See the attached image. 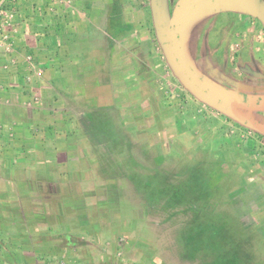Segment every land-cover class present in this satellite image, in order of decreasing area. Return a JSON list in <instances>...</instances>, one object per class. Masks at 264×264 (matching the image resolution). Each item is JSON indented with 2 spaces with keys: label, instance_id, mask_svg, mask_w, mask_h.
Instances as JSON below:
<instances>
[{
  "label": "crops",
  "instance_id": "0c3cea01",
  "mask_svg": "<svg viewBox=\"0 0 264 264\" xmlns=\"http://www.w3.org/2000/svg\"><path fill=\"white\" fill-rule=\"evenodd\" d=\"M15 6L19 18L11 30L12 47H0L2 263L109 262L97 241L103 213H97L95 194L78 192L88 181L95 183L100 172L91 174L100 166L85 135L86 115L94 109H120L129 121L135 116L136 126L140 118H151L147 133L153 132L154 141L170 136L167 154L149 156L156 173L170 170L168 156L183 161L179 152L178 157L168 154L173 144L168 130L187 121L200 130L201 144L225 140L219 145L224 160L219 166L227 180L234 177L233 188L264 194V27L257 19L220 11L237 15L244 28L223 30L232 38L225 55L219 48L222 36L214 37L204 71L238 93L241 105H210L190 91L187 97L169 91L170 71L174 73L156 35L152 0H16ZM156 110V119L148 115ZM165 110L170 112L163 116ZM192 151L195 158L205 156L195 147ZM178 173L184 172L173 177ZM127 178L122 183H130ZM139 187L138 193L146 188ZM260 206L263 212L264 202ZM259 216L264 221V213Z\"/></svg>",
  "mask_w": 264,
  "mask_h": 264
},
{
  "label": "rangeland",
  "instance_id": "374dc122",
  "mask_svg": "<svg viewBox=\"0 0 264 264\" xmlns=\"http://www.w3.org/2000/svg\"><path fill=\"white\" fill-rule=\"evenodd\" d=\"M177 1L168 0L171 10ZM214 13L197 17L192 22L188 32L187 50L191 59L200 70H204L209 64L208 53L212 52L214 37L222 36L220 42L222 45L219 48H222V53L225 55L224 50L232 41L228 33L229 29L236 28L241 30L244 28L242 26L243 22L237 21V15L231 12ZM227 27L228 31L223 32ZM216 29H218L216 31L217 34L213 32ZM258 35L259 33H256L254 36ZM167 87L173 94L175 91H181L180 94L182 96L185 95L187 97V95H190L188 89L181 84L178 78L172 75L171 71ZM93 101L94 99H92L94 104ZM115 110L116 112L103 107L94 109L86 115V123L89 125L85 129L86 142L94 150L96 162L100 166V169H96V171L94 169L91 174L94 175L96 172H100L96 173L94 177L96 178L95 183L88 181L86 188L78 190V192H93L97 199L94 201L99 204L97 213H103V228L97 229L101 235L97 238V241L102 247L103 255L109 256V262L104 261L103 264H203L204 261L205 264H209L206 260L213 259V257L217 258L214 264H231V254L234 251L238 254V263H245V251H247L251 257L252 264H264V235H261L264 234V221H259L260 213H264V211L260 212L262 210L260 204L264 202V196L262 198L264 194L256 189H248L247 191L235 189L233 186L236 181L231 180L234 177H231L230 181L224 177V170L219 166L224 162L222 156L219 155V150H221L219 145L221 143L224 145L225 140L222 139L224 142L222 140L219 142V139H213L208 143L201 144L202 135L200 130L190 128L187 121H185L184 127L178 126V123L175 122L176 128L171 131L169 127L168 130L173 133V144L168 148L170 152L168 154L176 152L174 155L177 156V152H179L180 157L184 159L176 163L177 160L175 158L167 155L166 166L170 170L156 173L154 172L157 169L156 164L153 160L150 161L149 156L167 154L165 150H167L169 142L166 140H170V136H163L154 141L156 136L152 134L153 132L147 133V130L153 127L147 125L149 123L152 124L151 118L145 121L140 118L136 126L134 115H131V120L129 121L123 118L125 113L123 115L120 109ZM178 111L177 109L174 114L179 117L180 112ZM149 112L148 115L152 114L154 119L159 115L157 110ZM169 112L165 110L163 116ZM136 115L138 116L139 112H136ZM186 116H188L187 113L183 115V118L186 119ZM142 132L145 133L143 134ZM194 147L195 150L200 151L205 156L202 158L193 157L194 151L191 152V150ZM88 153L90 154L91 152L88 150ZM91 158L90 156L89 160ZM102 159L107 164H104ZM188 159L189 161H187ZM92 160L94 161L93 158ZM146 162L149 167H145ZM189 165L194 167L193 170L200 177L197 186L198 194H201V196L197 197L200 205L204 203L206 196L209 199V194L215 192V190H220V193L223 190V195L220 198L227 199L224 208L226 211L217 201L218 199H214L215 205L212 211L200 209L196 214L207 213L209 216L212 212L215 214L219 213L225 219L223 220L225 224L227 222L231 225L229 222L233 218L239 221L238 225L236 223L235 229L241 228L239 232L233 228H225L227 229L225 232H213L212 236L209 235L211 237L209 243L215 245L213 253L212 251L206 253L204 249L199 253L194 252L193 249L191 251L184 249L186 243L183 241V237L190 233L186 231V225L183 223H187L192 219L193 212L189 210V207L182 205L166 206L167 202L159 199L157 190L153 189L155 184L157 187L162 188H186V183L178 182V180L174 179L172 173L178 170L186 172L189 170L187 168ZM150 166L154 169L152 170ZM122 168L126 170V173H124ZM129 171L131 175H128ZM142 171L149 173L151 171V174L148 176L145 174L141 175L140 172ZM213 171L218 174L216 173V176H212L211 181H207L208 173L211 174L212 172L213 174ZM87 176L89 177L88 174ZM127 177L131 184L129 182L122 183V180ZM168 179L169 181L175 180L177 183L172 181L170 183ZM111 180L117 181L111 182ZM144 182H146L145 185L143 184ZM147 183H151L149 189L142 190L140 193L135 190V188L141 189L139 185L146 187ZM180 195L182 194L180 193ZM172 201L171 203L180 202L175 199H172ZM102 203L104 207H100ZM119 204L121 211L118 207ZM119 213H121V216ZM118 218L120 219L119 223H117ZM177 237H179L178 240ZM230 237H232L231 240ZM234 243L240 244L241 247L237 249V244ZM191 255H195V257H191ZM24 256L28 262L31 261L28 258L31 255L25 254ZM2 261H4L3 256L0 258V264H9V261L4 263ZM97 262L99 261L97 260Z\"/></svg>",
  "mask_w": 264,
  "mask_h": 264
},
{
  "label": "water",
  "instance_id": "95a60500",
  "mask_svg": "<svg viewBox=\"0 0 264 264\" xmlns=\"http://www.w3.org/2000/svg\"><path fill=\"white\" fill-rule=\"evenodd\" d=\"M152 0L154 27L169 67L188 91L210 105H241L238 93L204 76L187 50L186 34L197 17L220 11H238L257 19L264 27L263 0H178L171 12L167 0ZM164 23L158 30L157 24ZM217 105V104H216ZM218 107V105H217ZM226 111L224 106L218 107ZM229 112V111H228Z\"/></svg>",
  "mask_w": 264,
  "mask_h": 264
},
{
  "label": "trees",
  "instance_id": "16d2710c",
  "mask_svg": "<svg viewBox=\"0 0 264 264\" xmlns=\"http://www.w3.org/2000/svg\"><path fill=\"white\" fill-rule=\"evenodd\" d=\"M187 168L189 170H187L183 174L182 173L177 174L176 177L174 178L178 180V182L186 183V188H183V189H179L180 187H177V188L163 187L162 188V187H157V185L155 184L154 185L155 187L153 189L157 190L156 192H157V196L159 199L167 202L166 206L173 207V206L182 205V206L189 207V210L193 212L192 219L188 221L187 223H183L184 225H186V229H187L186 231L190 233L187 236L183 237V241H185L186 243L184 245V249L188 251H191L193 249L194 252H197V253L201 252V250L204 249L206 253L210 251H212L213 253L215 250V245L213 244L214 245L213 246L209 243V239L211 238L210 236H212V233L220 232V231L225 232V230L227 231V229L225 228L235 229L236 223L238 225L239 221L238 220L236 221L235 219L231 218V221L229 222L231 225H229L227 222L226 224L225 222H223V220L225 219L223 218V216H220L221 214L219 213L215 214L214 212H212L209 216L207 215V213L206 214H202V213L196 214L200 209H205V211H208V210L212 211V208L215 205V201H213L214 199H218L217 201H219V203L224 209L227 199L220 198V196L223 195L222 194L224 192L223 190H222V193H220V190H215V192L209 194V199L206 196L204 203L200 205L197 200V197L201 196V194H198V190H197L200 177L193 170L194 168L193 166L189 165ZM211 170H212V167H211ZM213 174H214V171H213ZM213 174L212 172L211 174L208 173V177L206 178V180L211 181ZM180 178L182 179L179 180ZM170 181L177 183V181L175 180H170ZM170 181L168 179V182ZM145 189H149V186L146 185ZM139 192H142V190H140ZM180 193L182 195H180ZM172 199H175L176 201H180V202L171 203L173 202ZM210 216L212 220L210 219ZM215 217H217V219H215ZM240 229H235V230L239 232ZM178 238L179 237H177V240ZM231 239L232 237H230V240ZM234 244H237L236 245L237 249L238 247H241L240 244L238 245V243H234ZM195 255L194 256L191 255V257H195ZM216 261H217L216 257H213V259L211 258V259L206 260V262H209V264H214ZM237 261H238V254L234 251V253L231 254V264H252L251 257L247 251H245V263H238ZM203 264H205V261Z\"/></svg>",
  "mask_w": 264,
  "mask_h": 264
},
{
  "label": "built area",
  "instance_id": "2783aa9c",
  "mask_svg": "<svg viewBox=\"0 0 264 264\" xmlns=\"http://www.w3.org/2000/svg\"><path fill=\"white\" fill-rule=\"evenodd\" d=\"M16 0H0V47L8 51L12 47L11 30L19 18L15 6Z\"/></svg>",
  "mask_w": 264,
  "mask_h": 264
},
{
  "label": "flooded vegetation",
  "instance_id": "af4514ba",
  "mask_svg": "<svg viewBox=\"0 0 264 264\" xmlns=\"http://www.w3.org/2000/svg\"><path fill=\"white\" fill-rule=\"evenodd\" d=\"M156 4H159V0H156V2H155ZM169 6V5H168ZM168 6H167V8H168ZM170 7V6H169ZM168 10V9H167ZM169 12V11H168ZM170 12H171V9H170ZM161 26H163L162 28H164L165 26H164V23H162L161 25L160 24H157V27H158V30L161 28ZM189 29H190V27L188 28V31H187V34H186V39L189 37V35H188V32H189ZM204 76H208V73H207V71L205 72L204 70H199ZM210 79H212L213 80V78H212V76H208ZM214 81V80H213Z\"/></svg>",
  "mask_w": 264,
  "mask_h": 264
}]
</instances>
